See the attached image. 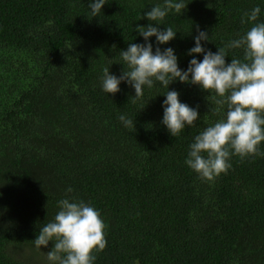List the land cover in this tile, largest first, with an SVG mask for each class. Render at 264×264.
I'll return each instance as SVG.
<instances>
[{"label":"trees","instance_id":"trees-1","mask_svg":"<svg viewBox=\"0 0 264 264\" xmlns=\"http://www.w3.org/2000/svg\"><path fill=\"white\" fill-rule=\"evenodd\" d=\"M184 2L182 15L169 12L159 25L175 39L149 38L153 51L173 48L182 70L203 59L188 54L197 25L215 53L253 26L241 23L244 13L258 6L264 22V0ZM89 3L0 0V264H50L53 242L37 249L33 240L64 198L93 206L106 224L94 264H264V155L232 156L213 181L185 163L194 137L225 117L215 92L169 85L200 114L173 137L159 82L140 99L124 81L114 95L102 90L103 69L121 75V51L145 43L136 25L164 0H109L95 17ZM227 51V63L243 59L242 48Z\"/></svg>","mask_w":264,"mask_h":264},{"label":"clouds","instance_id":"clouds-1","mask_svg":"<svg viewBox=\"0 0 264 264\" xmlns=\"http://www.w3.org/2000/svg\"><path fill=\"white\" fill-rule=\"evenodd\" d=\"M108 2L90 0L91 17L99 16ZM187 6L184 0H164L163 6H152L146 11L144 17L149 23L136 25L138 35L144 38L145 43H129L127 50L121 51L124 68L119 77L111 74L109 67L103 69L102 90L114 95L120 91V83L124 81L134 88V97L140 99L145 86L152 88L155 82H159L167 89L162 105V123L173 137H179L186 126H194L200 114L196 108L182 103L179 92L169 90V85L179 80L198 85L207 93L215 92L219 97L217 105L221 108L226 106L225 117L194 137L185 160L186 165L202 179L213 181L221 173L227 174L232 156L243 160L264 155L260 151V144L264 142V22H257L261 11L258 6L250 13H244L247 19L242 17L241 23L253 26L215 53L203 46L202 41H210L209 34L197 25L195 46L188 50V54L203 53V59L193 56L187 70H182L173 48L161 50L157 46L153 51L149 38L154 36L157 45L175 39L177 32L172 27L161 29L159 25H164L169 12L182 15ZM238 48L243 49V59L232 57L227 63V50ZM119 119L126 128L135 131L133 119L124 115ZM72 191L71 187L67 189L68 193ZM58 207L54 220L44 225L33 240L35 246L40 249L53 242L47 252L50 264H94L95 254L107 246L106 224L100 212L84 201L72 198L61 199Z\"/></svg>","mask_w":264,"mask_h":264}]
</instances>
